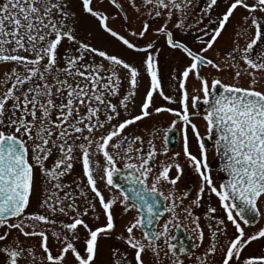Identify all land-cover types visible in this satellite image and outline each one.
<instances>
[{"label": "snow or ice", "instance_id": "6c2138e0", "mask_svg": "<svg viewBox=\"0 0 264 264\" xmlns=\"http://www.w3.org/2000/svg\"><path fill=\"white\" fill-rule=\"evenodd\" d=\"M103 4L0 0V264H264V0ZM84 16L120 51L82 35ZM165 46L188 61L168 94ZM181 227L191 247L172 242Z\"/></svg>", "mask_w": 264, "mask_h": 264}, {"label": "flooded vegetation", "instance_id": "af4514ba", "mask_svg": "<svg viewBox=\"0 0 264 264\" xmlns=\"http://www.w3.org/2000/svg\"><path fill=\"white\" fill-rule=\"evenodd\" d=\"M156 22H153V27H156ZM120 27V25H119ZM131 28L135 29L137 26L136 25H130ZM231 32V29H229V33ZM227 39V37H226ZM162 44V40L160 42ZM158 47L160 46V44L157 45ZM199 48V46H194V50H197ZM208 55H212V53L210 52ZM131 57L130 55H127V58ZM180 60V63H177V60ZM159 60V68H160V76H161V80H162V87L165 91L166 94L170 93L172 91V89L176 86L174 85V81L171 80V75L173 74L174 69H178L180 67L183 66V64L188 63V61L186 59H183L181 57V54L179 53H172L170 52V50L165 46L163 48V51L159 54L158 57ZM208 71L210 70H206L204 72V75L207 76L208 75ZM147 77V76H145ZM147 86V85H146ZM145 86V87H146ZM143 87V88H145ZM156 105L157 106H165L166 102L160 98V97H156ZM171 107L177 108L179 107L178 105H171ZM136 111L138 112V110L136 109ZM175 119V117H173L170 114H161L160 116H154L153 120L155 121H159L160 123L157 124V127L160 128H165L167 127L170 122ZM198 126H199V130L201 132V135H206V126H205V122L200 119V120H196L195 121ZM163 133H161L162 135ZM171 137V143L169 145V155L171 156L174 151H181L182 152V142H181V138H180V133L178 131L175 132V135H172L171 133L169 134ZM189 137H190V143H191V151L194 154H197V146H196V142L194 140V138H192L191 133H189ZM158 148H162V142L158 141L157 143ZM206 146L209 149L208 152V159L210 162V166L213 169V176L216 177L217 179H222V173L219 174V176L216 173V169L219 167V159L216 156L215 151L213 150V141L212 140H208ZM161 159H163V157H161ZM181 162H183V157H181ZM185 172L186 175L184 177H182L181 182H179V187L181 189H186L187 187H191L194 186L197 183V178L195 177V175L191 172L190 169H188L187 167H185ZM213 203L215 204L216 201L215 199H213ZM129 217L125 216L124 220L126 221ZM167 218V217H165ZM261 224H264V220H262L260 222ZM259 225H257L258 227ZM231 230V229H230ZM254 229H247V231L251 232ZM173 235L176 237L175 240H173L172 242L175 243L177 245V247H179L180 244H184L185 247H191V245L195 242L193 240V238H191L190 233L186 232L182 227L180 229H173ZM205 243L207 244V241H205ZM202 251V249H193V252H195L196 254H199V252ZM249 254V250L248 252L245 253V255ZM186 264H190V261L186 260Z\"/></svg>", "mask_w": 264, "mask_h": 264}, {"label": "rangeland", "instance_id": "374dc122", "mask_svg": "<svg viewBox=\"0 0 264 264\" xmlns=\"http://www.w3.org/2000/svg\"><path fill=\"white\" fill-rule=\"evenodd\" d=\"M76 4H77V0H74V6H76ZM101 7L108 9L109 12H111V13H115L116 12V9L111 7L108 4V0H104V4L101 5ZM110 26L115 28V29H117V30H119V22H113ZM81 28H82V35H84L85 31L88 30V29H91L93 31V33H94V35H93V43L95 45H97L98 47H107L108 50L111 51V52H119L120 51V46L115 41H113L112 38L108 37L105 34H102L99 31L97 22L93 18L87 17V16L82 17ZM135 29L138 30L137 27ZM127 55H130L131 57L127 58ZM126 58L127 59H137V60L139 59L138 57H136V55L134 53L126 54ZM2 71H3V69H0V72H2ZM147 84H148V78L144 76L143 77V81L141 83L140 90H139L140 94L136 98V103L137 104L140 103V101H141V99L143 97V94L145 92V88H143V87H145ZM174 85H176L175 81H174ZM49 163H51V162H49ZM80 171H81L80 167L77 166L74 175H78L80 173ZM68 179H71V177H69ZM32 210H35V205H33V208L30 209V211H32ZM111 243H112L111 241H104V240L101 241V246L104 249L105 254L107 253V248H108V246ZM253 250H255L256 254L260 253V248H259L258 245L254 244L252 246V248L249 249V252H251ZM101 258L102 259H106L107 256L105 255V256H102Z\"/></svg>", "mask_w": 264, "mask_h": 264}, {"label": "water", "instance_id": "95a60500", "mask_svg": "<svg viewBox=\"0 0 264 264\" xmlns=\"http://www.w3.org/2000/svg\"><path fill=\"white\" fill-rule=\"evenodd\" d=\"M219 165H220V161H219ZM222 176H223V174H222Z\"/></svg>", "mask_w": 264, "mask_h": 264}]
</instances>
